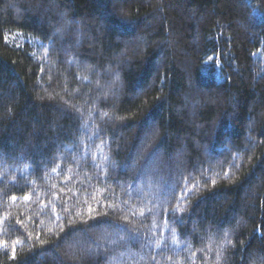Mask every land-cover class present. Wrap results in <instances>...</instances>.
<instances>
[{"label": "trees", "instance_id": "trees-1", "mask_svg": "<svg viewBox=\"0 0 264 264\" xmlns=\"http://www.w3.org/2000/svg\"><path fill=\"white\" fill-rule=\"evenodd\" d=\"M0 264H264V0H0Z\"/></svg>", "mask_w": 264, "mask_h": 264}, {"label": "snow or ice", "instance_id": "snow-or-ice-1", "mask_svg": "<svg viewBox=\"0 0 264 264\" xmlns=\"http://www.w3.org/2000/svg\"><path fill=\"white\" fill-rule=\"evenodd\" d=\"M14 251V250H13Z\"/></svg>", "mask_w": 264, "mask_h": 264}]
</instances>
